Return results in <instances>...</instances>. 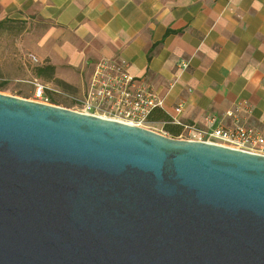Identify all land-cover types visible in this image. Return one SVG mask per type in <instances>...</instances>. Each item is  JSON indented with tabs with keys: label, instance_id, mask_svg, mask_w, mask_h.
Returning <instances> with one entry per match:
<instances>
[{
	"label": "water",
	"instance_id": "1",
	"mask_svg": "<svg viewBox=\"0 0 264 264\" xmlns=\"http://www.w3.org/2000/svg\"><path fill=\"white\" fill-rule=\"evenodd\" d=\"M0 264H264V153L0 91Z\"/></svg>",
	"mask_w": 264,
	"mask_h": 264
},
{
	"label": "crops",
	"instance_id": "2",
	"mask_svg": "<svg viewBox=\"0 0 264 264\" xmlns=\"http://www.w3.org/2000/svg\"><path fill=\"white\" fill-rule=\"evenodd\" d=\"M30 16L49 24L37 53L63 80L115 58L171 117L202 127L240 104L264 135V0H0V20Z\"/></svg>",
	"mask_w": 264,
	"mask_h": 264
},
{
	"label": "built area",
	"instance_id": "3",
	"mask_svg": "<svg viewBox=\"0 0 264 264\" xmlns=\"http://www.w3.org/2000/svg\"><path fill=\"white\" fill-rule=\"evenodd\" d=\"M33 58L37 59L36 56ZM35 91L41 95L44 84L35 82ZM77 105L82 112L145 126L150 110L161 107L162 101L147 80L127 71L122 60L101 57L87 75ZM240 108L238 104L222 114L209 113L204 116L202 127L184 123L174 116L171 118L173 122L198 132L200 140L260 152L264 135L240 121ZM180 109V105L175 107L176 112Z\"/></svg>",
	"mask_w": 264,
	"mask_h": 264
},
{
	"label": "rangeland",
	"instance_id": "4",
	"mask_svg": "<svg viewBox=\"0 0 264 264\" xmlns=\"http://www.w3.org/2000/svg\"><path fill=\"white\" fill-rule=\"evenodd\" d=\"M49 27L43 20L33 16L24 19H8L0 25V91L31 100L43 101L81 111L77 100L82 95L85 71L80 72V83H72L58 77H39L34 66L45 63L37 53L38 37ZM36 56V60L33 58ZM44 84V92L38 95L35 82ZM145 127L165 133L161 122H151ZM177 137L200 139L198 132L183 127Z\"/></svg>",
	"mask_w": 264,
	"mask_h": 264
},
{
	"label": "trees",
	"instance_id": "5",
	"mask_svg": "<svg viewBox=\"0 0 264 264\" xmlns=\"http://www.w3.org/2000/svg\"><path fill=\"white\" fill-rule=\"evenodd\" d=\"M8 19L10 18L1 19L0 25L5 23ZM34 72L39 77L48 79L56 78L54 76L55 67L53 64L48 62L35 65ZM147 120L151 122H161L165 132L171 136H178L181 134L183 129V124L173 122L171 116L161 107H153L148 114Z\"/></svg>",
	"mask_w": 264,
	"mask_h": 264
}]
</instances>
